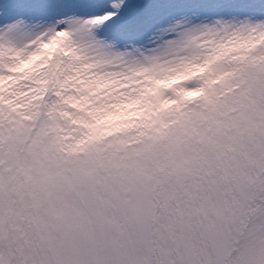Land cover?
Returning a JSON list of instances; mask_svg holds the SVG:
<instances>
[{
    "label": "snow or ice",
    "instance_id": "obj_1",
    "mask_svg": "<svg viewBox=\"0 0 264 264\" xmlns=\"http://www.w3.org/2000/svg\"><path fill=\"white\" fill-rule=\"evenodd\" d=\"M0 264H264V0H0Z\"/></svg>",
    "mask_w": 264,
    "mask_h": 264
}]
</instances>
